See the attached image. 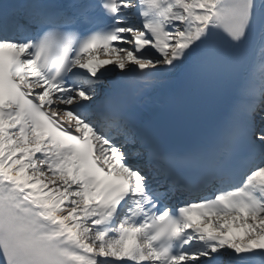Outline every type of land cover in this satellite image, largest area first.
Returning <instances> with one entry per match:
<instances>
[{
  "label": "snow or ice",
  "instance_id": "6c2138e0",
  "mask_svg": "<svg viewBox=\"0 0 264 264\" xmlns=\"http://www.w3.org/2000/svg\"><path fill=\"white\" fill-rule=\"evenodd\" d=\"M258 108L264 0H0V264H264Z\"/></svg>",
  "mask_w": 264,
  "mask_h": 264
},
{
  "label": "bare ground",
  "instance_id": "6f19581e",
  "mask_svg": "<svg viewBox=\"0 0 264 264\" xmlns=\"http://www.w3.org/2000/svg\"><path fill=\"white\" fill-rule=\"evenodd\" d=\"M259 117H260V115H259Z\"/></svg>",
  "mask_w": 264,
  "mask_h": 264
}]
</instances>
